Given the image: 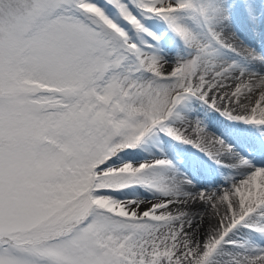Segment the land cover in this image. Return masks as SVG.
Masks as SVG:
<instances>
[{
    "label": "snow or ice",
    "instance_id": "1",
    "mask_svg": "<svg viewBox=\"0 0 264 264\" xmlns=\"http://www.w3.org/2000/svg\"><path fill=\"white\" fill-rule=\"evenodd\" d=\"M193 11L205 17L212 47L255 61L258 70L228 62L202 76L198 69L190 78L180 77L185 58L170 65L129 36V29L146 31L144 17L180 31ZM262 13L264 0H207L200 7L196 0H0V264L180 259L172 247L179 233L199 231L213 207L209 201L222 191L188 190L190 179L177 183L160 173L169 165L164 159L117 164L115 158L154 132L192 143L210 157L231 151L197 123L173 125L182 120L176 119L179 103L163 123L138 140L130 138L138 121L147 123L132 111L142 90L179 85L181 78L184 88L194 90L177 97L182 104L199 98L229 120L264 126V55L244 47L234 31L241 22L264 28ZM182 42L190 57L198 55L192 40ZM160 65L167 79L146 71ZM177 69L176 76L169 75ZM197 77L199 83L191 84ZM245 104L250 106L238 113ZM246 146L264 156V143ZM221 162L251 167L248 160ZM257 170L264 173L255 168L238 182ZM238 182L223 191L234 194ZM137 189L151 198L137 196ZM162 214L169 219H159ZM250 215L264 220V204ZM248 220L231 228L204 264H212L220 247L235 245L229 239L235 230H253ZM169 225L178 231L162 233Z\"/></svg>",
    "mask_w": 264,
    "mask_h": 264
},
{
    "label": "bare ground",
    "instance_id": "2",
    "mask_svg": "<svg viewBox=\"0 0 264 264\" xmlns=\"http://www.w3.org/2000/svg\"><path fill=\"white\" fill-rule=\"evenodd\" d=\"M262 15H264V13H262ZM202 25L203 36L206 39L208 38V48L213 52L209 55L210 63L208 64L206 62L204 65L205 67L203 66L199 68L201 76L206 74V72L211 73L213 71V65L219 68L221 64L228 62H236L252 71L258 70L257 62L251 61L242 55L238 56L229 49L212 47V41L209 39L210 30L207 28L206 23H203ZM227 30V28L224 29V31ZM234 31L244 47L248 45L251 49L264 55V28H248L243 22H241L235 26ZM212 39L215 40V36H213ZM218 43H222V41H218ZM149 50L150 54L159 57L156 51H154V48H150ZM160 58L171 65L167 56ZM161 68L162 65L152 66L148 70H151L153 75L160 80L167 78ZM171 74L172 73L169 75ZM199 80L200 78L197 77V80L193 81L192 84H198ZM154 88L157 96L154 98L153 108L159 114L162 113L163 116L165 115L166 119L172 114V109L178 103L181 104L177 109L178 113L176 119H180L181 117L182 120L174 121L173 125L178 126L181 122H183L184 125L197 123L207 134L218 137L224 142V144L229 142L235 146L239 145V148H241L240 152L245 155L247 154L246 150L251 149L246 146L248 142L255 141L257 143H264V126L229 120L211 106L200 102L198 100L199 98H192L182 104L181 101L177 100V97L172 99L167 96L165 85H159ZM238 90L239 89H237V91ZM191 91L192 92H185L178 97L182 100L186 93L194 94V90L191 89ZM261 92L264 93V88L261 89ZM248 106L250 105L245 104L238 106L237 112H243ZM187 109L190 111H200L204 116L207 115V118L198 123L195 119H190L187 116V113L190 111L183 113V111ZM172 143L177 146L178 152L184 162L188 164L194 163V166L197 167V169H192V171H200L206 167L207 170H210V173L213 174V177H211L212 174L207 175L202 172V174H195V172H190L188 165L185 166L187 167L185 169L186 172H183L182 165H180L181 161L176 160L170 155L168 151L170 147L168 145V147L159 149L160 156L166 154L169 161L167 167L159 170L163 176L171 178L177 183L189 179L190 177L192 184L188 190L222 191L221 196L217 197L214 201H209V203H212L213 207L208 209L205 213V219L201 229L187 234V236L192 239L191 248L193 252L195 254H200L202 251L204 252V249H206L207 246L212 245V240L216 241V239L221 237V234L225 231L228 233L231 225L235 226L245 217H249V220L261 222V225H258L260 229L257 230L253 228L249 237L259 236L260 238H264V231H262L264 230V220L259 219L256 215H250L256 212L258 205L264 204V173L257 170L253 172L250 177L238 182L243 175L254 170L256 167H246L242 165L234 167L226 162L217 163L218 159H221L222 161H232L235 164H238L240 160H247L240 155H235L236 152L229 151L223 153L222 157H210L207 153L202 151L199 147L194 146L192 143H185L183 140L178 141L173 137ZM152 144L159 146L160 141L156 136H154ZM226 146L228 148L231 147L228 145ZM152 150H154V147L153 149L151 146L145 148L146 152H151ZM249 155L252 157L254 163L264 164V156L255 152H252ZM260 168H264V166ZM233 181H236L239 184L236 192L233 194L232 192L223 191L224 188L230 187ZM239 211L241 212L240 214L238 213ZM217 220L221 222L219 227H217ZM233 234L235 233L233 232L230 236ZM249 237L243 238V240H233L235 245H225L224 247H220L219 249L222 258L230 264H264V248L252 245L249 242Z\"/></svg>",
    "mask_w": 264,
    "mask_h": 264
},
{
    "label": "rangeland",
    "instance_id": "3",
    "mask_svg": "<svg viewBox=\"0 0 264 264\" xmlns=\"http://www.w3.org/2000/svg\"><path fill=\"white\" fill-rule=\"evenodd\" d=\"M202 4L206 5L207 0H196L197 7H200ZM190 20L187 24L180 27V31H177L176 29H170L166 22H164L160 18L156 17H144L143 23L144 27L146 28V31L143 33H137L134 30L129 29L128 33L130 38L133 40L134 43L137 44L141 48L142 51H146L150 53V48H154V51H156L157 55L159 57H168V61L171 64H175L178 60L184 59L183 64V72L180 73V77H183V75L187 74L189 78L196 73V71L203 67L205 63H210L209 55L211 52H213L211 49L208 48V38L206 39L203 36V21L205 20V17L202 14H199L195 11L189 13ZM152 33V35H149L148 33ZM181 38H179V37ZM196 37H199V39H195ZM182 40H192L193 44L192 47L199 49V53L196 56H189L188 50L183 44ZM248 49H251L250 46H245ZM211 57V56H210ZM179 63V61L177 62ZM205 67V66H204ZM148 71V69H146ZM179 72V69L176 71H173L171 76H176ZM152 76L155 77L152 73ZM156 78V77H155ZM157 79V78H156ZM167 79V78H165ZM190 83L192 84L193 81L190 79ZM177 88L180 90L177 91ZM165 90L167 93V96L174 99L178 96L183 95L185 92H192L189 88L183 87V79L181 78V82L179 85L173 83L171 86L165 85ZM142 100L140 104L134 108L133 114L134 115H140L143 116L144 119L147 121V123H144V121H138L136 127L132 128V131L130 133V138L138 140L140 136H143L146 129H150L152 127H155L158 124L163 123V120L166 119L165 115L161 116L158 112H156L153 108V102L154 98L157 96V93L155 92V88H148L145 87L142 92ZM187 111L190 110H184L183 113H187ZM187 116L190 119H195L198 123L201 121H204L207 118V115L204 116L200 111H190L187 113ZM136 134V135H133ZM154 136H156L160 144L159 146L153 145L152 141L154 139ZM163 145V146H162ZM165 145V146H164ZM169 148V153L172 155L176 160L181 161L180 165H182L183 172H186V165H188V168L190 172L192 169H197L196 166H194V163H186L182 160L181 155L178 152L177 146L173 145L172 143V137L167 136L164 133L160 132H154L151 135H148L142 139V141L135 147L131 149H125L122 150V153L118 154V157L116 159V163L120 164L123 162H131L133 164H138L140 162H151L154 160L159 159H167L168 156L164 154L163 156H160L159 149ZM225 145L231 146L229 149L231 151L236 152L235 155H240L241 157H244L249 161V164L251 167L260 168L264 166L262 163H254L252 161V157H250L249 154H251L253 151L252 149H247V154H242L240 152L241 148H238L234 144H231L229 142L225 143ZM151 146L152 149L154 147V150L151 152H146L145 148ZM261 158V157H260ZM184 164V165H183ZM192 164V165H191ZM195 172V174L198 173H204L207 175H210V170H207V168H203V170L200 171H192ZM207 172V173H206ZM201 173V174H202ZM187 175V173H186ZM213 177V174L212 176ZM190 179V177H189ZM213 185V183H212ZM137 196H141L142 198H151V194L146 193L143 189H137L136 193ZM126 196L128 198H132V193H126ZM121 198V197H117ZM241 213L240 211L238 212ZM159 219L168 220L169 217L165 214H162ZM248 224L255 229H260L258 225H261V222H256L255 220H248ZM234 225H231L230 229ZM162 233L164 231H178L175 230L171 225H169L168 229H161ZM227 232L225 231L223 234H221V237H218L216 241L212 240V245L207 246L206 249H204V252L202 251L200 254H195L191 248L192 239L189 238L187 235L183 233H179V239L177 243L172 245L175 249H177L180 252V259H178L174 264H204L205 258L211 253L214 249H217V246L220 245L221 240H223L224 235ZM235 234L229 236V239L233 240H243V238L249 237L252 233V229L241 227L234 231ZM263 233V232H261ZM259 236H252L249 237V242L254 246H259L260 248H264V238ZM187 252L188 256L184 257L183 253ZM264 252V251H263ZM212 264H230L227 263L221 256L220 249L216 252L215 258L212 261Z\"/></svg>",
    "mask_w": 264,
    "mask_h": 264
}]
</instances>
